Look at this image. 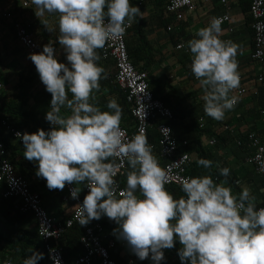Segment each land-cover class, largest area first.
<instances>
[{"label": "clouds", "instance_id": "9594fccd", "mask_svg": "<svg viewBox=\"0 0 264 264\" xmlns=\"http://www.w3.org/2000/svg\"><path fill=\"white\" fill-rule=\"evenodd\" d=\"M39 18L57 14V40L67 63L58 61L53 44L40 53L29 54L40 81L51 94L46 120L51 128L16 136L23 142V156L36 164V176L49 190L84 184L88 193L78 204L77 220L86 226L106 216L117 224L113 230L140 260L149 257L154 264L164 259V249L178 240L182 264H264V207L256 208L250 190L238 195L211 176L188 177L180 182L183 196L175 198L165 187L167 172L152 153L147 138L134 135L124 139L120 128L122 110L115 100L112 111H101L90 101L100 90L104 69L97 64L98 50L109 40L122 36L125 25L141 15L130 0H31ZM221 21L213 18L188 41L191 72L203 90V108L216 121L225 119L237 97L230 93L239 87L236 59L238 46L219 38ZM69 93L71 98H69ZM62 109L66 113L62 114ZM169 130V129H168ZM170 131V130H169ZM126 161V187L117 190L114 176ZM208 169L212 161L199 159ZM220 175L227 178L228 168ZM79 187L71 190L78 198ZM139 194V195H138ZM142 197V198H141ZM44 254L32 252L23 264H38ZM55 259V258H54ZM55 264H60L55 259Z\"/></svg>", "mask_w": 264, "mask_h": 264}, {"label": "crops", "instance_id": "0c3cea01", "mask_svg": "<svg viewBox=\"0 0 264 264\" xmlns=\"http://www.w3.org/2000/svg\"><path fill=\"white\" fill-rule=\"evenodd\" d=\"M28 1L29 4L24 6V0H0V79L3 83L0 87L1 98L20 91V84L25 82L21 74L31 78L27 83L33 94L43 86L35 65L28 58L30 53L27 47L18 37L16 23L25 26L28 32L33 35L39 44L40 52L43 51L45 44H53L58 61L67 63L66 54L57 40L58 30L49 32L41 23L47 20L49 27L55 28L58 15L45 13L44 16L38 18L35 15V6L31 0ZM159 1L146 0L142 6L137 3L141 10L139 18L146 22L144 28H146V35L152 45L150 59L153 64L151 69L156 77L167 80L176 88L178 95L176 99L179 100L182 110L188 114L181 120L183 123H191L193 118L199 121L200 117H203L205 122L203 126L200 123V127L205 128L207 124H211L215 133L221 138H225L226 142L222 143L218 140L216 145L210 142L215 136L205 133L206 135L202 137V141H207V145L213 153L211 160L213 166L218 169L228 168L230 170L228 177L235 180L234 183H229L228 178H222L217 179L215 183H222L227 179L225 186L232 189L233 195H238L244 188H247L250 190L251 196L255 198L254 203L259 204L264 199L262 177L247 161V158L253 152L249 134L258 133L264 137V113H262L264 110V86L257 79L260 65L251 57L254 37L250 22L251 15L246 9L249 0H227L225 5L222 0H194L196 8L186 12L184 19L180 20L166 11L167 0ZM4 11L11 12L12 17H4L2 15ZM225 13L231 16V20L229 23L221 24L222 31L219 38L238 46L236 56L238 71L243 75L249 90L239 99L232 110L226 111L224 120L216 121L204 113L203 90L191 72V53L188 41L197 38L196 32L200 28L206 27L213 18ZM168 26L172 28L168 29ZM180 44L182 47L179 48ZM141 63L144 64V61H140L139 64ZM112 67V65L107 66L104 73L111 72ZM105 83L107 80H100V90L93 92V98L90 101L99 108L101 102L107 101L108 103L110 100H116V94L110 92ZM234 93L235 90L230 93V96H233ZM28 98L29 108L37 109L45 118L50 110V105L43 104L35 95L28 96ZM172 99L174 100V98ZM100 110L102 111L101 108ZM61 111L62 114H70L66 113L64 109ZM11 159L17 172L25 176L31 182L32 188L42 195L45 206L53 216L65 218L71 214L73 204L69 207L63 201V190H49L46 181L36 176L35 163L24 159L23 151L15 153ZM77 186L83 188L82 184ZM12 215H15L13 220L19 226L29 230H34L37 226L31 214L13 213ZM180 248L181 245L177 240L173 248L164 249V259L160 264H182L178 256ZM12 253L15 251L10 253L1 249L0 264H6L8 260L14 264H23L21 259L11 255ZM118 253L127 259L128 262L125 264H129L130 260H133L134 264H144L145 261L147 264H154L150 257L140 260L128 246L119 250ZM94 264L96 263L94 262Z\"/></svg>", "mask_w": 264, "mask_h": 264}, {"label": "built area", "instance_id": "2783aa9c", "mask_svg": "<svg viewBox=\"0 0 264 264\" xmlns=\"http://www.w3.org/2000/svg\"><path fill=\"white\" fill-rule=\"evenodd\" d=\"M145 2L146 0H138V5L142 6ZM222 2L225 5L227 0H222ZM23 4L27 6L29 1L24 0ZM195 8L194 0H167L165 6L166 11L172 13L179 20L184 19L186 12L193 11ZM249 13L252 18L251 27L254 37L251 57L260 65L257 79L264 86V0H252ZM2 15L8 18L12 17V13L9 11H4ZM216 18L221 21V24L229 23L231 20V16L228 13ZM15 26L20 41L27 47L29 53H40L39 44L26 27L20 23H16ZM125 27L126 30L122 36L109 40L102 49V58L106 61L112 60L115 63V81L125 93L128 103L131 104L134 126L131 130L123 125H120V128L124 132L126 141L130 140L134 135L147 137L150 127L155 128L158 131L159 139L157 141L147 140L152 147V153L168 174L169 182L167 184L180 186L183 178L196 177L188 173L192 156L186 151H179L178 139L173 132L172 126L168 123L169 120L174 118L172 108L162 99L154 96L148 81V71L138 69L133 63L127 47V36L132 23L130 26L126 24ZM171 28V26H168V29ZM178 47H182V44L178 45ZM239 76L240 84L233 95L237 97V103L249 90L240 72ZM2 85L3 83L0 79V87ZM262 113H264V110ZM199 121L203 126L205 118L200 117ZM0 126L4 134L11 135L16 141L23 144L22 140L16 136V133L27 132L26 129L12 124L9 117H2ZM2 138L3 136L0 135V182L4 183L3 198L14 201L19 210L18 212L28 213L34 217L37 223V232L45 241V249L48 253L50 264H55V259H59L60 264H68L64 256L61 240L67 229L74 224H79L77 220L79 208L77 205L82 204L84 196L89 191L88 188L83 185V193L79 192L78 198L73 199L71 190L78 186L66 184L63 189L62 199L64 202H73L72 214L65 219L53 216L45 206L42 195L32 188L31 182L25 176L17 172L15 164L10 159L11 151L5 146ZM249 139L253 152L248 156L247 161L262 177L264 188V142L258 133H250ZM210 142L216 143V139L212 138ZM115 163L119 165L118 171L114 176L117 190L119 191L124 189L120 181V173L129 166L126 161L122 162L120 159H116ZM255 206L257 209L264 207V199L261 203L255 204ZM102 218L109 220L106 216H102ZM82 228L83 233L80 237V242L84 252L75 258L74 264H94L96 261L98 264H119L113 254L127 247V243L124 240L118 239L114 232H107L100 220H92L86 226H82ZM6 264L14 263L8 260ZM129 264H134L133 260H130Z\"/></svg>", "mask_w": 264, "mask_h": 264}, {"label": "trees", "instance_id": "16d2710c", "mask_svg": "<svg viewBox=\"0 0 264 264\" xmlns=\"http://www.w3.org/2000/svg\"><path fill=\"white\" fill-rule=\"evenodd\" d=\"M251 1L252 0H249L248 2L249 4L246 8L247 10L250 9ZM130 3L133 6H138V0H130ZM250 20L252 24L251 16ZM145 24L146 22L144 19L139 18V16H137L133 21L132 27L129 29L127 36L128 52L133 63L138 69H144L148 71V81L154 96L162 99L172 108L174 112V118L169 120L168 123L172 126L173 132L178 139L179 151H186L192 156L188 173L196 177L211 176L214 182L217 181V179L219 180L225 178L220 175V169H218L216 166H213V163L208 169L200 167L197 164V161L201 158L210 161L213 159V153L209 149L207 141H202V137L204 135L208 134L209 136H215L216 138H214L216 139L217 143L218 140L222 141V143L226 142L225 138H221L217 133H215L214 129L211 128V124H207L205 128L200 127V122L196 118H193L191 123L187 124L181 121L188 114L182 110L179 100L176 99V96H178L176 94V88L173 87L167 80L156 77L151 69V65L153 64V61L150 59L152 54V45L148 39V36L146 35V28H144ZM98 55L100 59L97 61V64L104 70L109 65L113 66L111 72H105L102 74V79L107 80V83L105 84L109 87L110 92L116 94L115 101L122 110L120 124L128 127L131 130L134 126L131 104L128 103L123 90L117 83H115L116 65L114 62L112 63L111 60L106 61L102 58V49L98 50ZM140 61H144V64H139ZM21 77L25 80V82L20 84L19 92L8 94L6 97H0V119L2 117H9L12 124L19 128L26 129L28 133H34L39 129H43L45 131L49 130L51 125L46 120V118H44V116H42L37 109L29 108L28 96L35 95L43 104L50 105L51 94L46 91L44 85L40 90L33 94L27 83L31 80V78L26 77L23 74H21ZM69 98H71L70 93ZM172 98H174V100ZM107 104V101L99 103L102 111H112L111 109L107 108ZM3 132L4 131L0 126V135L3 136V142L5 146L11 151L10 159L15 153L24 151L23 144L16 141L11 135L4 134ZM146 138L147 140L157 141L159 139L158 131L155 128L150 127L148 136ZM263 138L264 137L262 136V139ZM129 170L130 168L128 167L120 173V181L124 188L126 187V173ZM227 178L229 183H234L235 180L233 181V179L229 177ZM83 185L84 184H82V186ZM165 187L171 194L174 195L175 198H179L184 195L180 189V186L178 185L166 184ZM3 189L4 183L0 182V251L1 249L4 252L8 251L10 253L11 251H15V253H12L11 255H15L17 258L21 259L22 263L23 260L30 256L34 251L43 253V259L39 260L38 264H50L48 253L45 249V241L38 234L37 226L34 230H29L17 225L14 222L13 218L15 215L12 214L20 212H18L19 210L14 204V201L3 198ZM80 189V192L83 193V188ZM65 203L66 205L68 204L69 207L73 204L72 201ZM99 220L102 221V224L104 225L107 232H113V230L118 227L115 222L109 221L106 218L104 219L101 217ZM82 233V226L79 224H74L72 227L67 229L63 239L61 240L64 256L68 264H74L75 258L84 252L80 242ZM113 256L119 264H125L127 262V259L121 257L120 253H114ZM95 263L98 264L97 261ZM143 263L147 264L146 261Z\"/></svg>", "mask_w": 264, "mask_h": 264}]
</instances>
